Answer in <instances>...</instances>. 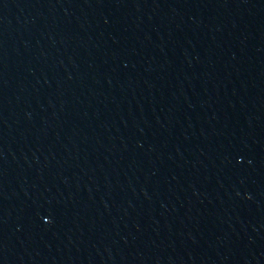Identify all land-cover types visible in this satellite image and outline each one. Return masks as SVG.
<instances>
[{
    "label": "water",
    "instance_id": "1",
    "mask_svg": "<svg viewBox=\"0 0 264 264\" xmlns=\"http://www.w3.org/2000/svg\"><path fill=\"white\" fill-rule=\"evenodd\" d=\"M264 38V0H0V264H92Z\"/></svg>",
    "mask_w": 264,
    "mask_h": 264
}]
</instances>
